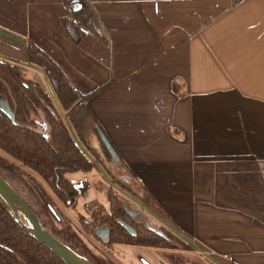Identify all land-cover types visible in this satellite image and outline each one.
Masks as SVG:
<instances>
[{"label":"crops","instance_id":"0c3cea01","mask_svg":"<svg viewBox=\"0 0 264 264\" xmlns=\"http://www.w3.org/2000/svg\"><path fill=\"white\" fill-rule=\"evenodd\" d=\"M29 41L95 91L111 151L194 245L145 248L264 264V0H0V55L25 63ZM72 180L88 183L71 212L87 217L96 193Z\"/></svg>","mask_w":264,"mask_h":264},{"label":"trees","instance_id":"16d2710c","mask_svg":"<svg viewBox=\"0 0 264 264\" xmlns=\"http://www.w3.org/2000/svg\"><path fill=\"white\" fill-rule=\"evenodd\" d=\"M62 24L70 38L78 43L80 37L75 20L67 15L62 18ZM27 66L41 72L47 92L24 77L22 71ZM94 92L80 93L51 57L31 41L27 43L25 63L0 55V101H5L14 114L11 119L0 108V150L33 172L67 206L74 202L77 190L66 173L79 170L88 172L96 166L108 171L109 163H100L97 159H112L110 144L105 141L100 125L86 103ZM38 114L44 116L49 128L47 135L35 126V116ZM0 174L38 215L29 202L42 206L34 189L43 192L38 179L1 157ZM121 186L155 212L152 198L142 187L138 185L139 191L135 192L128 183ZM112 190L109 189L108 205L99 204L92 210L93 221H81L85 228L92 230V226L100 222V225L108 228L111 244L131 243L163 248H177L174 245L181 244L187 250L194 248L189 237L160 215L165 225L161 233L133 221L135 233H129L118 221L127 220L128 217L116 194L113 197ZM51 233L78 251L77 238L71 232L52 229ZM79 254L94 264L84 250L81 249ZM32 260L45 264H67L33 237L0 198V264H35Z\"/></svg>","mask_w":264,"mask_h":264},{"label":"rangeland","instance_id":"374dc122","mask_svg":"<svg viewBox=\"0 0 264 264\" xmlns=\"http://www.w3.org/2000/svg\"><path fill=\"white\" fill-rule=\"evenodd\" d=\"M22 73L26 79L40 85L47 92V87L41 72L27 66L24 67ZM35 123L37 129L40 125H42V129L47 128L49 132V128L44 121L43 114H38L37 116H35ZM111 154H112V159H109V161H106L103 158H99V157H103L102 155L97 157L99 158L97 160L100 163H109L108 171L111 173V176L114 179H117L119 183L122 182L128 183L130 189L134 190L135 192H138L139 186L134 182L132 176L126 171V169L123 168V166H121L118 157L112 151ZM0 157L17 165L20 171H23L25 174L36 177L34 173L31 172L28 168H26L21 163L17 162L16 160H14L13 158H11L9 155L2 152L1 150H0ZM77 175H84L87 181L90 182L96 193L98 202L100 201L103 204L107 203L108 187L111 183H110V179H108V177L105 175L104 172L100 171L97 167H94L91 171L88 172H84L80 170V171L66 173V176L71 179L77 178ZM122 177H125L128 180H121ZM26 179H28V177H26ZM38 182L40 183L43 192H41L40 189L37 188L34 189L38 195V198L41 201L42 206H38L33 202H31L30 200L29 202L33 206L34 210L37 212L38 214L37 216L40 219V221L44 225H46L47 228H51V225H54L57 228L61 227L63 230H68V232H71L74 236H76L77 238L76 241L78 242L77 243L78 251L76 250L75 251L79 253L81 249L84 250L86 255L94 262V264H142L141 263L142 261L148 262L150 264H175L167 255V253H171V252L163 249L145 248L141 246H139L138 248H134L133 246H132L133 248H128L127 246L122 247L119 244H114L112 245L113 253L110 254L106 251L105 246H101L98 248L96 246L97 242L93 239L95 237L92 234H90V232L83 231L79 227L80 225L79 223H77L78 218L76 217L77 218L76 219L72 217V213L67 207L66 203H64L60 199H57L54 196V194L51 192V190L49 189L46 183H44L40 179H38ZM112 193L114 197L116 192L112 190ZM116 197L120 199V201L124 204V207L131 214H134L136 217L138 215L137 218L139 221L143 222L148 227H152L162 231L163 226L160 225V222L157 219L151 216L152 214L145 208L147 207L146 205L143 207L142 205L136 202L127 200L121 194L120 195L117 194ZM153 209L155 212H157L154 208V204H153ZM12 211H13L12 213L16 215L18 218H20V220L23 223L27 224L25 217L22 215V213L19 211L17 207L16 209L12 208ZM157 214L167 219V217L163 213L161 214L157 212ZM72 245L74 246V244ZM32 261L35 264H45V263L36 262V260H32Z\"/></svg>","mask_w":264,"mask_h":264},{"label":"water","instance_id":"95a60500","mask_svg":"<svg viewBox=\"0 0 264 264\" xmlns=\"http://www.w3.org/2000/svg\"><path fill=\"white\" fill-rule=\"evenodd\" d=\"M0 108L13 119L14 114L5 101H0ZM110 148V146H109ZM0 198L12 211V208L19 209L25 217L27 224L23 223L20 218L14 215L20 224L37 240L54 251L67 264H93L85 257L81 256L74 249L57 239L40 221L34 211L26 204L20 194L14 187L0 174ZM13 212V211H12ZM102 227L95 231L96 234L106 231Z\"/></svg>","mask_w":264,"mask_h":264},{"label":"flooded vegetation","instance_id":"af4514ba","mask_svg":"<svg viewBox=\"0 0 264 264\" xmlns=\"http://www.w3.org/2000/svg\"><path fill=\"white\" fill-rule=\"evenodd\" d=\"M97 167V166H96ZM100 171H102V172H104L105 173V175L108 177V179H110V185H109V187H108V193H107V203L106 204H103V203H101L100 201L99 202H97L92 208H91V210H90V212H89V214H88V216L87 217H83V216H80V215H77V214H72V217H74V218H76L77 220H78V222L77 223H79V227L83 230V231H88V232H90V234H92L95 238H93L96 242H97V244H96V246L99 248V247H101V246H105V249H106V251L108 252V253H113V248H112V245H114V244H119V245H121V246H127V247H139V246H141V247H154V246H144V245H136V244H131V243H112L111 244V242L109 241V235H108V228L106 227V226H104V225H100V222H98L97 224H95L94 226H92V230H90L89 228L87 229V228H85L82 224H81V221H83V222H85V223H91L93 220H92V217H91V212H92V210L93 209H95L99 204H101V205H105V206H107L108 205V197H109V189L111 188V189H113L116 193V195L117 194H121L125 199H127V200H131V201H133V202H136V203H138V204H140V205H142L143 207L145 206L144 204H142L141 202H139L138 200H136L135 199V197L130 193V192H126L125 190H123L122 189V186H121V184L122 183H126V182H122V183H119L118 181H117V179H114L112 176H111V173L109 172V171H107V170H103V169H101V168H99V167H97ZM80 171V170H79ZM75 172V171H74ZM85 172V171H84ZM67 177V176H66ZM67 178H69V177H67ZM70 180H71V182L73 183V186L75 187V189L77 190V196L75 197V200H74V202L73 203H71V204H68V208H69V210L72 212V207L75 205V203H76V201H77V198L81 195V193H82V191H83V188H85V186L88 184L86 181H83V182H81V183H79V182H77V181H73L71 178H69ZM111 179H113V180H111ZM121 180H128V179H126L125 177H122V179ZM121 190V191H120ZM52 192V191H51ZM53 193V192H52ZM54 194V193H53ZM21 196V195H20ZM54 196L57 198V196L54 194ZM22 197V196H21ZM23 198V197H22ZM118 198V197H117ZM58 199V198H57ZM119 199V198H118ZM24 200V199H23ZM119 201H120V199H119ZM27 204V203H26ZM120 204H121V207L123 208V210L126 212V214H127V220H123V219H118V221H120L121 222V224L123 225V227L129 232V233H131V234H134L135 233V231H134V229H133V227H132V223H131V221H133V222H135V223H139V224H142V225H144L145 227H147V228H150V229H153L154 231H156V232H158V233H161V230H158V229H155V228H152V227H148V226H146L143 222H141V221H139L138 220V215H137V217L134 215V214H131L125 207H124V204L120 201ZM28 205V204H27ZM29 206V205H28ZM30 207V206H29ZM152 215L151 216H153L155 219H157V220H160V225L161 226H165L164 225V223H163V221H162V218L158 215V214H156L155 212H153L152 210H150L148 207H145ZM35 213V212H34ZM36 214V213H35ZM71 221V220H70ZM72 223V222H71ZM73 224V223H72ZM45 226V225H44ZM46 227V226H45ZM102 227H106L107 229H106V231H104V232H102V233H99V234H96L95 233V231L96 230H98V229H100V228H102ZM47 228V227H46ZM50 232H51V230L52 229H56V230H61V231H63V232H68V230H63L61 227H55L54 225H51V228H47ZM106 241L107 242H109V244H105L106 243ZM178 244H175L174 246H177ZM155 248H163V247H155ZM172 248H175V247H172Z\"/></svg>","mask_w":264,"mask_h":264},{"label":"built area","instance_id":"2783aa9c","mask_svg":"<svg viewBox=\"0 0 264 264\" xmlns=\"http://www.w3.org/2000/svg\"><path fill=\"white\" fill-rule=\"evenodd\" d=\"M224 257H225V258H230V257H229V256H227V255H224Z\"/></svg>","mask_w":264,"mask_h":264}]
</instances>
